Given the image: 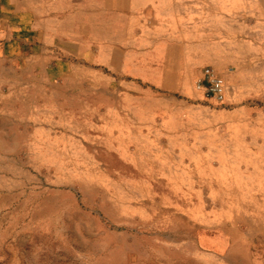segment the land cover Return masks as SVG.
<instances>
[{
	"label": "rangeland",
	"instance_id": "rangeland-1",
	"mask_svg": "<svg viewBox=\"0 0 264 264\" xmlns=\"http://www.w3.org/2000/svg\"><path fill=\"white\" fill-rule=\"evenodd\" d=\"M78 96L0 94V264H264V98L248 101L244 167L198 174L87 119Z\"/></svg>",
	"mask_w": 264,
	"mask_h": 264
},
{
	"label": "crops",
	"instance_id": "crops-1",
	"mask_svg": "<svg viewBox=\"0 0 264 264\" xmlns=\"http://www.w3.org/2000/svg\"><path fill=\"white\" fill-rule=\"evenodd\" d=\"M206 67L225 80L229 109L196 92ZM55 88L73 104L91 95L87 119L97 111L123 140L165 143L157 156L172 168H242L248 101L264 98V0H0V94ZM221 122L237 132L219 134Z\"/></svg>",
	"mask_w": 264,
	"mask_h": 264
},
{
	"label": "built area",
	"instance_id": "built-area-1",
	"mask_svg": "<svg viewBox=\"0 0 264 264\" xmlns=\"http://www.w3.org/2000/svg\"><path fill=\"white\" fill-rule=\"evenodd\" d=\"M194 88L207 107L217 110L228 108V86L214 69L210 67L202 69L200 76L194 82Z\"/></svg>",
	"mask_w": 264,
	"mask_h": 264
}]
</instances>
